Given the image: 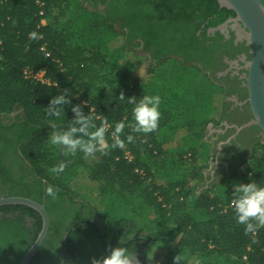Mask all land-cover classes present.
<instances>
[{
    "label": "trees",
    "instance_id": "obj_1",
    "mask_svg": "<svg viewBox=\"0 0 264 264\" xmlns=\"http://www.w3.org/2000/svg\"><path fill=\"white\" fill-rule=\"evenodd\" d=\"M218 8L215 0H0V116L19 111L5 127L16 133L13 164L21 180L33 182V200L50 219L30 264H60L65 255L72 264H91L118 246L135 251L140 264H149L152 248L161 251H154V264H174L179 254L182 264H241L244 256L264 264V228L246 235L231 204L236 185L264 186V145L219 181L205 183L212 152L200 148L208 145V126L224 114L223 88L194 60L167 52L153 53L154 78L151 69L137 78L135 62L126 72L120 65L138 39L147 50L176 39L189 47L198 37L188 22ZM27 71H44L49 83L28 79ZM65 88L71 104L58 119L46 116L50 100ZM144 95L162 100L159 127L146 142L126 127L122 139L133 134L135 143L96 159L65 157L49 143L52 124L66 128L77 104L86 115L107 117L111 143L115 123H134L127 99ZM65 160L73 162L63 173H50ZM48 186L58 190L56 199L45 194ZM10 197L31 196L12 190ZM136 200L154 208V233L138 235L142 222L123 214ZM42 226L30 207H0V264H20Z\"/></svg>",
    "mask_w": 264,
    "mask_h": 264
},
{
    "label": "flooded vegetation",
    "instance_id": "obj_2",
    "mask_svg": "<svg viewBox=\"0 0 264 264\" xmlns=\"http://www.w3.org/2000/svg\"><path fill=\"white\" fill-rule=\"evenodd\" d=\"M107 8L108 5L99 6V9ZM198 14L188 22L189 26L197 29L198 37L189 41V47L177 39L168 44L152 45L148 50L143 40L138 39L135 43L139 44V55H147L152 61H156L153 53L160 51L179 60H194L204 74L213 77L215 84L223 88L224 114L208 126L206 137L213 141L212 169L205 172L208 187L212 182L219 181L225 172L252 157L259 145H264V133L256 125L245 127L254 120L247 90L252 46L242 36V31L248 30L234 11L220 6ZM18 114L19 111H15L10 116H0V198L10 197L15 190V193L30 195L29 199L33 200L36 198L33 196L36 192L33 182L21 180L13 164L16 133L5 129L14 124ZM60 264L72 262L65 255L60 258Z\"/></svg>",
    "mask_w": 264,
    "mask_h": 264
},
{
    "label": "clouds",
    "instance_id": "obj_3",
    "mask_svg": "<svg viewBox=\"0 0 264 264\" xmlns=\"http://www.w3.org/2000/svg\"><path fill=\"white\" fill-rule=\"evenodd\" d=\"M30 36H36V33H31ZM70 95L71 91L65 88L61 90L60 94L54 96L50 100L49 106L45 108L46 116L60 118L64 114L63 106L71 104V99L67 98ZM118 99L125 100L123 92L120 93ZM127 102L134 105L132 109L134 123L126 125L123 120L115 123L114 130L110 133L111 143H109L110 124L107 117L100 118L93 114V110H89L86 115L80 104L71 107L74 117L66 128H58L57 125L52 124L53 131L50 134L49 143L58 147L65 157H76L77 153H82L84 159H96L97 153L107 156L116 149L124 150L128 144L135 143L137 137L133 134H128L122 139L126 127L131 128L132 133L142 134L143 142H146L147 137L159 127L162 116L159 110L162 103L161 97L159 95H144L137 99L133 96L127 99ZM97 119L101 121L99 126L96 124ZM72 162V160L61 161L49 171L58 176ZM45 194L56 199L58 190L48 186L45 189ZM231 204L234 208L236 221L244 226L246 235L255 234L260 228H264V186L258 185L255 181L236 185ZM123 243L122 240L121 244ZM109 253L100 259L92 258L91 264H140L135 251L129 250L128 247L110 248ZM183 259L180 254L176 255L174 264H182Z\"/></svg>",
    "mask_w": 264,
    "mask_h": 264
},
{
    "label": "water",
    "instance_id": "obj_4",
    "mask_svg": "<svg viewBox=\"0 0 264 264\" xmlns=\"http://www.w3.org/2000/svg\"><path fill=\"white\" fill-rule=\"evenodd\" d=\"M221 8L232 10L245 26L242 36L252 46V60L248 64L247 90L254 120L245 127L256 125L264 133V0H215ZM22 205L37 211L43 220L42 230L27 251L20 264H30L42 247L50 228V219L45 206L25 197L0 198V207Z\"/></svg>",
    "mask_w": 264,
    "mask_h": 264
},
{
    "label": "rangeland",
    "instance_id": "obj_5",
    "mask_svg": "<svg viewBox=\"0 0 264 264\" xmlns=\"http://www.w3.org/2000/svg\"><path fill=\"white\" fill-rule=\"evenodd\" d=\"M139 53H140V48L138 46H135L133 49H131V51H128V52L126 51L124 53L125 57L120 60V65L123 67V69L121 70L126 72L128 70V66L131 63L135 62L137 66L135 70V75L137 78L143 79L146 76L148 77L149 69L152 70L153 72L152 77L154 78V66L153 67L150 66L151 60L149 59V57H147V55L142 56V55H139ZM139 56H142V59ZM159 70L161 69L157 67L155 71L156 78H157V72H159ZM200 76L202 77L203 75H200ZM212 80L215 81L214 78ZM206 148L208 149L209 152H212L213 141L211 139H208V145H204V147L203 148L201 147L200 149L204 150ZM200 149L199 151H201ZM148 160L151 162L152 174H154V166L152 165V160H150L149 158ZM148 208H145V205L142 202H138V200H136L135 203L132 206L127 207V209L123 213L125 217L133 218L137 222H140V221L142 222L139 225V230L137 232L138 235H147V234L154 233V208H151V207L149 209ZM144 215L146 218H144ZM154 251H155V255L161 252L159 249L154 250V248H152L149 259H148L149 264H154Z\"/></svg>",
    "mask_w": 264,
    "mask_h": 264
},
{
    "label": "built area",
    "instance_id": "obj_6",
    "mask_svg": "<svg viewBox=\"0 0 264 264\" xmlns=\"http://www.w3.org/2000/svg\"><path fill=\"white\" fill-rule=\"evenodd\" d=\"M26 77L28 79L36 80V81H39V82H42V83H49V81L45 77V72L44 71H41V72H38V73H33L31 71H27L26 72ZM126 155H127V158H129V160L132 159V157H131V155L129 153H127ZM241 264H254V263L250 262L248 260L247 256H244L242 258Z\"/></svg>",
    "mask_w": 264,
    "mask_h": 264
}]
</instances>
